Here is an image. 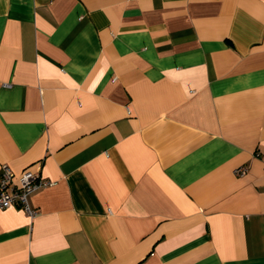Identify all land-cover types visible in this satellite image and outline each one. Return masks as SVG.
<instances>
[{
	"label": "crops",
	"instance_id": "crops-1",
	"mask_svg": "<svg viewBox=\"0 0 264 264\" xmlns=\"http://www.w3.org/2000/svg\"><path fill=\"white\" fill-rule=\"evenodd\" d=\"M4 163L0 264H264V0H0Z\"/></svg>",
	"mask_w": 264,
	"mask_h": 264
},
{
	"label": "built area",
	"instance_id": "built-area-1",
	"mask_svg": "<svg viewBox=\"0 0 264 264\" xmlns=\"http://www.w3.org/2000/svg\"><path fill=\"white\" fill-rule=\"evenodd\" d=\"M237 173L244 174L245 167L235 169ZM54 181L41 178L36 171L24 169L14 179V174L8 164L4 163L0 167V208H6L17 204L29 216L34 217L36 209L30 205L29 195L39 187L52 185Z\"/></svg>",
	"mask_w": 264,
	"mask_h": 264
}]
</instances>
